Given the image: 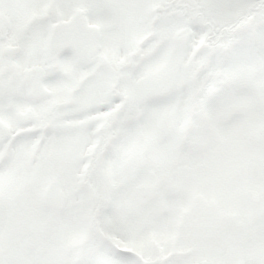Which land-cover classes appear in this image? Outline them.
Segmentation results:
<instances>
[{
  "label": "snow or ice",
  "instance_id": "obj_1",
  "mask_svg": "<svg viewBox=\"0 0 264 264\" xmlns=\"http://www.w3.org/2000/svg\"><path fill=\"white\" fill-rule=\"evenodd\" d=\"M0 264H264V0H0Z\"/></svg>",
  "mask_w": 264,
  "mask_h": 264
}]
</instances>
